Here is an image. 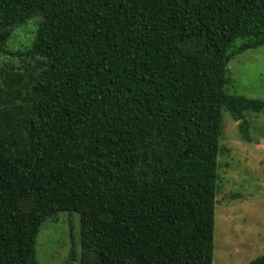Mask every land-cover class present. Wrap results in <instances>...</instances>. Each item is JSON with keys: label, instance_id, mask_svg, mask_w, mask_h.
Returning a JSON list of instances; mask_svg holds the SVG:
<instances>
[{"label": "trees", "instance_id": "obj_1", "mask_svg": "<svg viewBox=\"0 0 264 264\" xmlns=\"http://www.w3.org/2000/svg\"><path fill=\"white\" fill-rule=\"evenodd\" d=\"M34 16L0 70V264H37L61 211L72 264H212L222 110L246 141L264 110L227 61L264 45V0H0V54Z\"/></svg>", "mask_w": 264, "mask_h": 264}, {"label": "rangeland", "instance_id": "obj_2", "mask_svg": "<svg viewBox=\"0 0 264 264\" xmlns=\"http://www.w3.org/2000/svg\"><path fill=\"white\" fill-rule=\"evenodd\" d=\"M39 21L34 16L13 28L0 54V70L22 65L13 52L29 46ZM227 70L228 92L264 100V45L234 54ZM221 114L212 264H246L264 254V110L245 112L249 141L228 111ZM79 232L77 212L46 219L36 238L37 264H72L70 257L80 256Z\"/></svg>", "mask_w": 264, "mask_h": 264}]
</instances>
